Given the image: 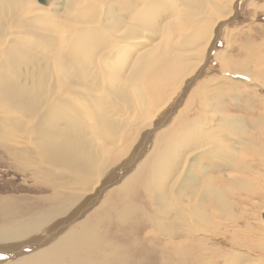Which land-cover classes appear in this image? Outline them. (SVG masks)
Masks as SVG:
<instances>
[{"label":"rangeland","instance_id":"374dc122","mask_svg":"<svg viewBox=\"0 0 264 264\" xmlns=\"http://www.w3.org/2000/svg\"><path fill=\"white\" fill-rule=\"evenodd\" d=\"M75 1L76 0H51V6L49 5L45 8L47 12L44 11V13H48V15H41V17L35 16L33 18L32 27H30L28 30L29 35H25V33L28 31H24V29H21L19 26H16L14 28V31L12 30V33L14 32L12 37H18L20 40H24L30 45L33 44L31 46H34L33 48L38 50L35 53V57H39L40 59L41 57H47V53L49 51L48 47H50L53 42L49 39L47 40V35H40L36 32L44 31V33L47 32L50 34H57V32L59 33L62 28V33L66 34L71 32L72 34L73 30H75L76 27H80V24L79 26L75 25L79 20V16H77V11L80 8L82 9V7L88 15L95 13L97 15L96 20L100 19L101 21L100 25L112 33L114 31L109 28L108 20H112L115 14L120 16L121 22L125 19V24L122 25L130 27L133 22V26L137 22L135 20V9L131 7H136L137 5L131 4L127 8L122 3H120V1L135 0H92L91 3L89 1L87 3H83L85 1L82 0L80 3H77L74 8L73 3ZM170 1L171 2L168 5H171L172 3L173 5L171 6L174 7L173 9H176L175 6H178V8L183 9L184 12L187 10H192L193 7L191 3H197L199 0H180L179 3L178 0ZM253 1L264 3V0H240V4L238 7L239 12L235 21L233 23L226 24L224 27H222L219 37L215 44V48L213 49L211 54L208 53L207 55L208 57L211 55L209 57L211 59L206 58L205 64L202 61H199L198 63L197 60L199 59L198 57H200V55L195 54L198 50L193 49V47H196L195 45H192V43L195 41V37L197 36L196 34L200 29L199 26L201 24V21H199V19H203V21H205V24H209L211 28H214L212 26L215 25L216 21H211V18L209 17L212 14L211 12H214L215 10V0H201L199 1L201 7H198V4H195L197 5V9H195L194 7V10H196L197 12L194 15L197 16H195L194 19H192V17H183L184 19L182 17H179V19H181L182 21H185L186 19L185 22L187 23H183L182 21L179 22V24H177V26L169 32L170 35L167 34V31H159L161 30V28L164 27L161 26V23L163 24L166 20H168V18L162 16L161 14L157 15L154 12L156 8L154 10V7H150L151 5H148V3L146 5L148 7V10H146L147 8H139L136 10L137 12L139 11L138 15L136 16L137 19L141 18L142 16L144 17V21H141L142 23H140L139 28H142L141 33L145 35V37L148 36L146 40H149L150 42H158L162 38V36L166 34L167 36H169V38L171 37L170 41L172 42V44L176 45L174 50L170 51L169 54L172 53L170 56L166 55L164 58H161L162 60L160 59L155 65H152V67L148 71H146V73L148 72L147 74L144 72L146 75L142 73L143 78L138 83L139 90H137L136 87L133 86L135 88V91L134 88L130 89V91H133L135 93L134 96H128L127 101L129 103L127 102L125 106L117 104L115 107L116 110L119 112L117 113V111L115 110L113 113H117V116L115 117H122V120L132 119L134 117H138L140 119L142 117L141 119L144 118V120L148 119L149 121H154V119H156V122L161 119V117L165 113L169 114L171 111V120L168 121L167 119H165L162 122H158L160 123V127L156 129V132L155 130H153L148 133L149 135L147 136L146 140H144L145 138H139V142H136V140L141 135V130L144 129H138L137 125H133L132 127L130 126V128H127L122 123L119 125L120 128L116 127V133L120 129H123L124 131L126 130L127 132H125V137L122 141L121 148H119V151L127 153L133 147H135V154H132L133 156L131 157V160H126V164V161H124L123 164H119V166L121 165L122 167L121 171L119 172L118 169L112 171L111 173L113 174L110 173V177L107 176V183H103L97 189V191H95V194H87L82 201V210L76 216L72 217V220H76L72 223V225H76L74 229L76 228L77 232L91 231L87 243H90V246H92V248L95 245V247L93 248L95 252H92L89 255L88 252H91L90 248L87 252L85 248L86 245L80 247V264H90V262L92 264L91 259L93 261L96 259L95 262H93L94 264H96L97 261L99 264H233L234 262V264H236V260L237 264H264V251H262L264 250V85L257 81H255V83L247 84L245 82H240L239 79H235L239 78V76H242L249 80L251 78L247 77V75L253 74V78H259L261 80H264V42H262V40L260 39V37H263V35L258 30H264V15L259 12L254 17H248L250 3ZM155 2L156 1H154V3ZM93 3H95L96 5H93ZM117 3H120L119 6ZM203 3L205 4L204 8ZM69 5H72L74 9L68 11L67 9ZM149 7L150 10H154L152 14L158 19L153 17L151 11L149 10ZM251 8L255 12L253 6ZM141 11H145V15ZM102 12L103 14H101ZM141 13L142 15H140ZM127 15L129 19L126 17ZM149 16H152V20ZM228 16L229 15L225 17L227 20L229 19L227 18ZM233 18H235V15L231 17V19ZM40 19L42 20V22H40ZM161 19H163V21ZM224 19H220V24L223 23ZM71 20L74 22H72ZM44 21L47 23H45ZM189 23L191 25V29L187 30L186 24ZM41 28H43L44 30ZM51 29H53V32H51ZM153 30L156 34L153 33ZM115 33V41H131L129 39H126V35L120 38V35H118L119 33ZM133 33L134 32H132L131 34L134 35ZM149 33L151 34V36ZM157 34L159 36L158 39L156 38L158 37ZM174 34L175 36L173 37ZM113 35L115 34L113 33ZM187 37L189 38L190 43L189 40H185L187 39ZM215 37L214 39H216ZM72 39L68 38L69 43ZM231 39H233L232 42L230 41ZM227 41H230L231 47L227 45ZM212 43H214V40ZM146 46L147 45L143 43L142 47L145 48ZM226 47L228 49H226ZM239 49L242 50L239 51ZM182 51H184L183 54L185 57L191 58L190 62L188 60L186 63V65H190V69L187 68V71L190 72L188 73L186 71L184 75L181 76L183 79L181 77H179V79H176L177 81H172L171 79L169 84V87L171 88H168L169 90H165V88H159L160 85L155 87L158 90L157 94H160V96L162 94L165 97H159V99H161H158L156 104L153 105V101L151 98H154L156 94L154 93V91H151L152 93H150L148 89L144 90L143 85L146 79L148 80L150 74H152L160 66L165 65V63H167L168 60H170L175 54L180 55L179 52L182 54ZM250 62H252L253 65H249ZM46 63L47 62L43 60L39 61L38 65L41 67L45 66ZM115 68H117V66H115ZM238 68L239 70L237 71ZM226 70H229V72H227ZM41 72L43 71L32 72L30 70L28 73L27 82L33 85L36 84V86H38L39 88L44 89V94H49L47 89L53 90L50 83L54 81V78H49L48 75H45V73ZM127 74L128 73H126V75L122 74L124 76L122 79H125ZM187 79H192L193 83L191 82L187 84V82L189 81ZM231 80L237 82L239 84L240 89L232 85L230 87L229 83ZM81 81L82 80L73 81L70 83V85L72 86L75 84L73 87H79V90L82 88V90L80 91H87L89 88L88 84L85 83V81H83V83H77ZM176 84L182 87H178ZM113 90L115 92V89ZM71 92V94H80L75 91ZM114 92H112L111 94H113ZM178 94L181 95L179 96L178 100H176V96H178ZM113 95L115 96L116 94ZM142 100L144 101L142 102ZM28 101L29 100H27L26 102ZM103 102L104 101H101L98 104H101ZM139 104L141 105V107ZM21 106L27 110V112L30 114V117L33 113L36 114L39 111V115L41 116L31 121L30 124H28L27 126V138L30 137L32 139L31 145L25 139V130H23V128L20 126L24 125L22 123L23 120L20 121L17 120V117L13 118L10 116H8L7 119L4 115L5 121L9 127L6 126V123L5 126L8 130H1L0 127V135L7 134L5 133V131H9L8 135L10 134L12 137L11 139L9 138L10 141L0 139V199L12 201L14 204L27 202L35 204L40 200L47 199L53 194V188L52 186H50V182H54V180H50V170L55 171L56 168L61 166L56 165L54 163L50 165L47 161H44V156L42 155L41 150L35 146L36 144L39 147L41 139L37 134L34 133V130L38 128L40 122L43 121L42 117L47 116L48 108L46 109L44 106H42L39 101H36L34 105H31V109L27 107L26 104H24L23 102L21 103ZM24 106H26V108ZM125 107L129 108L125 113H123V109ZM137 107L140 108L138 109ZM150 107L154 110H151ZM141 108L143 113H141L140 111ZM135 111H137V114L135 113ZM7 114H9V112H7ZM72 115L78 118L76 120L77 125L75 127H72L74 128V130H72L71 127H67L65 133L72 135L74 132H78L76 131V129H78L79 126L83 125L84 126L82 129L81 127L79 128L81 129L80 133L82 134L84 130L92 129V126L90 125L91 119L85 121L87 118H83L82 116H76L75 111L72 113ZM226 118H228L227 121ZM70 120L72 121V119ZM1 121L4 120L0 119V123ZM46 123L44 124L48 125V123ZM226 123H229L230 127H227ZM122 125L124 128L122 127ZM48 126L51 127L54 125ZM15 131H18V133ZM117 134L119 136L120 131H118ZM117 134H112V137L115 139ZM203 135L206 136L204 137ZM127 136L130 139V143L128 142V138L124 142ZM202 137L206 138L208 141H203L202 143L200 142L201 148H199V143L196 141H198L199 138ZM223 139L225 140V142ZM113 140L110 139V141L108 142V146L110 142H113ZM156 143H158V153H160L162 150L163 153L161 155L159 154L160 161L159 159L154 158V161H152L151 164V172L149 171L146 174L145 180L149 182L151 179L150 177H153V173L155 171L157 172L156 178L159 179L158 182L162 179L160 177L161 173L163 174L164 180L161 181L162 183H166V181H169V179L172 180V178L173 180L174 178L182 179L181 181H177L175 186L176 188L171 194V199L174 201V207L176 208V210L173 205L169 204L168 199L165 200L164 198H162V196L159 195L160 192H157L158 196H153L151 195L152 193L145 188V184L141 186L142 183L139 184L138 189L140 190V195L138 198L129 196V200H126L124 197L121 196L120 193H118V190H120L119 188L121 187L120 185L123 180L128 178V176L134 172L136 165L139 163V161L145 158L146 152L147 154L153 152V148ZM142 144L144 145L142 146ZM202 144L205 147L207 145L209 149L207 147L205 148L204 146H201ZM168 145H170L169 149H167ZM47 146L49 147L48 143ZM160 146H162L161 150H159ZM195 147L198 149H196ZM195 149L198 151H196ZM224 149H227L229 152L232 153L227 154V156H225V153H223ZM209 151L212 152V155H214V157L205 156L202 158L199 164H192L189 168H186L187 170H183V166L181 169L175 170V166L180 161V158L184 157V155L185 157H187L192 154L190 156H193V158H190L191 160L189 159L190 163L192 159H194L197 155H201ZM123 153L121 154L122 157L126 155ZM181 154L184 155H182L181 157ZM121 155H118V157H120ZM252 156H254L255 158H253ZM136 158L138 160H136L137 162L134 161V159ZM115 161H113V158H110L105 168H108L110 165L113 164L111 162ZM235 162L237 166L234 165ZM223 164L228 166L226 168L228 170L225 171L224 169V172L216 173L218 171L217 167H220L219 169H223ZM115 166L116 164L112 167L115 168ZM127 167L130 169L127 170ZM158 170H160L161 172H159ZM189 171L192 175V184L187 182L188 178L187 181L185 179L186 174ZM172 173H174L173 176ZM178 175L181 177H179ZM172 182L173 181H169L167 185L172 184ZM165 183L164 185H166ZM207 184H209V186L215 190L214 193H211L213 195H209L210 192L208 191V188H205L207 187ZM90 192L91 190L89 191V193ZM130 193L131 192H129V194ZM103 199H105L106 201L104 200L103 202ZM193 201H195V203H193ZM105 202L107 203L105 204ZM192 204H195L194 207L200 204L197 208V211H199L202 215L197 216H202L201 219H196L194 217V209L192 207ZM115 206L118 207V209ZM135 206L138 207L136 208ZM141 207H143L142 211L140 209ZM97 208L99 209L98 212ZM93 213H96V215L90 221L87 222L88 224H85L87 227L83 228L82 226L80 228L79 225L82 224L86 219H88V217ZM189 219H193V223L196 228L187 224ZM204 220L205 222H202ZM103 221H106L107 223ZM100 222L103 223L101 224ZM100 239L102 240L101 242ZM96 240L98 241V243L96 242ZM98 244L102 247H100ZM41 247L42 246L40 245V247H38L36 250L33 249L32 253L28 254L27 257L38 253ZM102 249L105 251L103 252ZM100 251L103 252V256H101L102 253ZM115 252H117V255L115 254ZM94 254L98 256L96 257ZM93 256H95V258ZM100 257H103L104 259ZM110 257H112V259ZM82 259H84L86 262Z\"/></svg>","mask_w":264,"mask_h":264},{"label":"bare ground","instance_id":"6f19581e","mask_svg":"<svg viewBox=\"0 0 264 264\" xmlns=\"http://www.w3.org/2000/svg\"><path fill=\"white\" fill-rule=\"evenodd\" d=\"M40 1L41 0H0V119L5 121V116L7 119H8V116H10L13 118L17 117L18 118L17 120H20V121L23 120L22 123L24 125H20V126L23 128V130H25V135H26L25 139L27 140V142H29L32 145V143H31L32 139L30 137H28L29 139L27 138V132H26L27 126H28V124H30L31 121H33L37 117L39 118L41 116V115H39L40 111L37 112L36 114L33 113L30 117V114L27 112V110L21 106V103L23 102L24 104H26L27 107H29L31 109V105H34L36 103V101H39L42 106H44L46 109L48 108L47 116L46 117L44 116L42 118H43V121H46L48 123V125H54V126L50 127V126L44 124L46 122H43V121L40 122V125L38 126V128H36L34 130V133L40 137L41 143L39 144V147L35 143L34 144L38 149L41 150V153L44 156V158H43L44 161H47L50 165L52 163H54L56 165H60L61 167L56 168V170H55L56 172L53 170H50L51 171V179L50 180H54V182H50V186H52V188H53V194L50 197H48L47 199L40 200L35 204L30 203V202L14 204L12 201H6V200L0 199V255L4 254L3 256H0V264H80V260H81L80 259L81 258L80 247L81 246L86 245L85 248H86L87 252L89 251V248L91 249V252H88V255L92 252L93 253L95 252L93 250L95 245L92 248V246H90L91 244L87 243V240L90 237L91 231H83V232L78 231L77 232V229L76 228L74 229V227L76 225H72V223L76 220L75 219L72 220V217L76 216L82 210L81 208H82L83 198H85L87 194H95V191H97V189L103 183L104 184L107 183L106 182V179L108 178L107 176H109L110 173L112 171H115L116 169H118V171L120 172L122 167H121V165L119 166V164H123V162L126 160L127 161H129V159L131 160V157L133 156L132 154H135L134 153L135 147H133L131 150L129 149L130 151L127 153H123V152L119 151V148H121L122 141L125 137L126 130L125 131L123 129L118 130V131H120V134L118 136V134H117L118 131L116 133V127L120 128L119 125L122 123L127 128H130V126L132 127L133 125H137L138 129H144V130H141V135L136 140V142H139L138 141L139 138H142V139L145 138L144 140H146L147 136L149 135L148 133H150L153 130H155V132H156V129H158V127H160V123H158V122H160V121L162 122L165 119H167L168 121L171 120L170 119L171 114H172L171 111L169 114L163 113L164 115L161 117V119H159L156 122H155L156 119H154V121H149L148 119L147 120L146 119L144 120V118L141 119L142 117L139 119L138 117L132 118L133 117L132 116L131 117L132 119H125V120H122V117L121 118L115 117V116H117V113L119 112L116 110L115 106L117 104H121V105L125 106L128 102L127 101L128 96L129 95L134 96L135 92L130 91V89L136 87V89L139 90L138 83L143 78L142 73H144V72L146 73V71H148L152 67V65H155L161 58H164L166 55L170 56L172 54V53L169 54L170 51H173L175 48V45H176V44H174V45L172 44V42L170 41L171 37L169 38V36H167L166 34H164L162 36V38L160 37L161 39L158 42H150L149 40H146V38L148 36L145 37V35H143L141 33L142 28H139L140 23H142L141 21L144 19V17L142 16L141 18H139V16H138L139 19H137L136 16L138 15L139 11L137 12L136 10L139 8H143V9L147 8L146 10H148V7L146 6L148 3H149L148 5H151L150 7H154L153 8L154 10L156 8V10L155 11L153 10V11L157 15L161 14L162 16L168 18V20H166L167 22L166 21H165L166 23L164 22L165 24L161 23V26H164V27L161 28V30H159V29L158 30L163 31V32L167 31V34L170 35L169 32L172 29H174L177 26V24H179V22L182 21L181 19H179V17L180 18L181 17L182 18L183 17H185V18L186 17H190V18L192 17V19H194L195 16H197V15H194L197 12L196 10H194V7H195V9H197V5H195V4H198V7H201L200 3H199V1H201V0H199L197 3L194 2L193 4L190 2L192 7H193L192 10H187L184 12H183V9H179L178 6H175V5L174 6L176 7V9H173L174 7L171 6V5H173L172 3H171V5H168L171 2L170 0L120 1V3H122L127 8L131 4L137 5L136 7L131 6L133 9H135V12H136L135 13L136 14L135 20L137 22L134 26H133V24H134V22H133V24L130 27L122 25V24H125V19L124 20L122 19L123 21L121 22L120 16L115 14L114 18L112 20H108L109 28L112 31H114L113 33L115 35H113L112 32L108 31L107 29L103 28L100 25L101 21H100V19L96 20L97 15L95 13L88 15V14H86L85 10H83V7H82V9L80 8L77 11L78 12L77 16H79V18L78 17L77 18L79 20L77 19L78 21H77V24L75 25V26H79V24H80V27H76V29L73 30L72 34H71V32L66 33V34L62 33L61 32L62 28H61V31L59 33L57 32V34H50L47 32L44 33V31H38L37 30L38 32H36V33H38L40 35H45V36L47 35L46 36L47 40L49 39L50 41L53 42L52 45L50 47H48L49 51L47 53V57L45 56V57H41L39 59V57H35V53L38 50L33 48L34 46L33 47L31 46L33 44L30 45L28 42L26 43L24 40H20L18 37L17 38L12 37V35L14 33V32L12 33V30L14 31V28L16 26H19L21 29H24V31H28L29 28L32 27V21H33V18L35 16L41 17V15H48V13H44V11H46L45 8L47 6H49V5L51 6V4H52L50 2L51 0H44V4H41ZM81 1L82 0H76L73 3L74 8L77 5V3H80ZM84 1L85 2H83V3H87L88 1L91 3L92 0H84ZM154 1H156V2L154 3ZM184 1H187V0H184ZM191 1H194V0H191ZM215 1H216L215 5H214L215 10H214V12H211L212 14L209 17V18H211V21H213V22L216 21L215 25L212 26L214 28H211L209 26V24H205L204 23L205 21H203V19H199V21H201V24L199 26L200 29H199L198 33L196 34L197 36L195 37V41L193 42L194 44L192 43V45H195V47H196V48L193 47V49L198 50L195 54L200 55V57H198L199 59L197 60L198 63H199V61H202L205 64L206 58L211 59V58H209L211 55L209 57L207 55H208V53L211 54L212 50L215 48V44H216V41L219 37V34H220L222 27H224L226 24L233 23L235 21L237 15H238V12H239L237 5L240 3V0L239 1L238 0H215ZM179 2H180V0H178V3ZM95 3H96V1H95ZM95 3H93V5ZM119 4H118V6H119ZM211 4H212V1H211ZM204 5L205 4L203 3V8H204ZM260 6H264V5L261 4ZM150 7H149V10H150ZM74 8L72 7V5H69L67 10L71 11ZM127 8H126V10H127ZM209 8H211V7H209ZM253 8L255 9V12L257 9L259 10V8H257L256 6L255 7L253 6ZM77 9H78V7H77ZM102 9H103V7H102ZM262 10H264V8H262ZM35 11H37V12H35ZM150 11L152 14L153 11L152 10H150ZM142 13H144V15H145V11ZM142 13L140 15H142ZM101 14H103V12ZM49 15H50V13H49ZM147 15H148V13H147ZM227 15H229L227 18H229L230 20L229 19L227 20L225 18ZM233 15H235V18L231 19V17ZM126 17L128 18V15ZM149 17L151 19L152 16H149ZM153 17H154V15H153ZM87 18H89V19H87ZM105 18H107V17H105ZM131 18H130V20H131ZM146 18H148V17H146ZM154 18H157V17H154ZM203 18H204V16H203ZM221 18H223V19L225 18L223 20V23L221 22L222 24H220ZM161 20L163 21V19H161ZM132 21H133V19H132ZM154 21H156V20H154ZM185 21H186V19H185ZM185 21H182V22L184 23ZM40 22H42V20ZM59 22H61V21H59ZM72 22H74V21H72ZM45 23H47V22H45ZM128 23H131V22H128ZM185 23H187V22H185ZM47 26H48V24H47ZM186 26H187V30L191 29L190 23L186 24ZM68 27H66V28H68ZM58 28H59V26H58ZM148 28H149V26H148ZM154 28H156V27H154ZM33 29H35V28H33ZM41 29H43V28H41ZM180 29H182V28H180ZM52 30L53 29H51V32H53ZM66 30H65V32H66ZM115 32L119 33L118 35H120V38H122L124 35H126L127 36L126 39H129L131 41H126V42H120L118 40L115 41V39H116L115 38L116 37ZM132 32H134L133 33L134 35L131 34ZM147 32H149V31H147ZM153 33H155V31ZM20 35H22V34H20ZM25 35H29V31L26 32ZM215 35H216V37H215ZM150 36H151V34H150ZM157 36H158V34H157ZM174 36H175V34L173 35V37ZM188 37L185 40H189ZM214 37L216 39H214ZM68 38L72 39L70 43H69ZM150 38H153V37H150ZM156 38L158 39L159 36ZM25 40H28V39H25ZM66 40H68V41H66ZM213 40H214V43H212ZM143 43H145L147 45L145 48L142 47ZM189 43H190V40H189ZM188 47H190V46H188ZM183 53H184V51H182V54L179 52L180 55L175 54L170 60H168L167 63H165V65L160 66L152 74H150V77L148 80L146 79V81L143 85L144 90L148 89V91L150 93H152L154 91V93L156 94V96L154 98H151L152 96L150 97L153 101V105L156 104L159 97L163 96L162 94H161V96H160V94H157L158 90L155 87L160 85L159 88H165V90L168 88L170 89L171 87H169V84H170L171 79H172V81L179 79V77L184 75V73L187 71V68L190 69V67H189L190 65H186V63L188 60L190 62L191 58L185 57ZM216 56H217V54H216ZM204 57H205V59H204ZM43 60L46 61L47 63L45 64V66L40 67L38 65V62L43 61ZM225 64H227V63H225ZM118 65H120V66H118ZM249 65H253L252 62H250ZM115 66H117V68H115ZM194 66H195V64H194ZM225 69H227V68H225ZM30 70L32 72L43 71L41 73H45V75H48L49 78H52V77L54 78V81L50 83L53 90L47 89L49 94H44V89L39 88L38 86H36V84L33 85V84H30L29 82H27L28 73ZM238 70H239V68L237 69V71ZM226 71L229 72V70H226ZM126 73H128L126 78L122 79L124 77L122 74L126 75ZM238 75H242V74H238ZM250 75H252V76H250ZM250 75H247V77H250L251 79H253L254 82L257 81V82H260L262 85H264V80H261L259 78H253V74H250ZM221 78H223V77H221ZM76 80H82L81 82H77V83H83V81H85V83L88 84L89 89L87 91H84V90L80 91V90H82V88L79 90V87H77V88L73 87L75 84L71 86L70 83L73 81H76ZM187 80H189V79H187ZM218 80H221V79H218ZM186 81H185V83H186ZM192 81L193 80L190 79L187 82V84L191 83ZM229 84H230V87L232 85V86H236L238 89H240L239 84L237 82H235L234 80H231ZM173 85H174V83H173ZM197 85H199V84H197ZM178 87H182V86H178ZM203 87H205V86H203ZM113 89H115V92ZM71 91H73V92L75 91V92H78L80 94H71L72 93ZM111 91L114 92L113 94H116V95L114 96L113 94H111L112 93ZM134 91H135V88H134ZM163 92H164V90H163ZM241 92H243V91H241ZM164 94H165V92H164ZM180 95L181 94H178V96H176V100H178ZM184 95H186V94H184ZM167 96H168V94H167ZM163 97H165V96H163ZM208 97H210V96H208ZM162 99H164V98H162ZM27 100H29V101L26 102ZM176 100H175V102H176ZM101 101H104V102L101 104H98ZM131 101H132V99H131ZM143 101L144 100H142V102ZM180 101H181V99H180ZM137 102H138V100H137ZM161 102H162V100H161ZM182 102H183V100H182ZM133 103H135V102H133ZM133 103H132V105H133ZM96 104H98V105H96ZM136 104H138V103H136ZM151 104H152V102H151ZM130 105H131V103H130ZM26 106H24V107L26 108ZM136 106H138V105H136ZM140 107H141V105H140ZM128 108L129 107H125L123 109V113H125ZM167 108H171V107H167ZM150 109H151V107H150ZM115 110L117 111V113H113ZM179 110H180V108H179ZM74 111H75L76 116H82L83 118H87L85 121H88L91 119L90 125L92 126V129L84 130L83 134H82V133H80V130L83 128V126H84L83 125V126H79L78 129H76V131H78V132H74L72 135L65 133V130H67V127H71V129L74 130V128H72V127H75L77 125L76 120L78 118L72 115V113ZM137 111H135V113ZM140 111H141V113H143L142 108ZM7 112H9L10 115L7 114ZM138 113H140V112H138ZM143 115H145V114H143ZM154 117H156V116H154ZM154 117H152V118H154ZM70 119H72V121ZM227 120H228V118H226V121ZM4 121H1V123H0L1 130H8L6 127V126H8V124L6 123V121L5 122ZM226 125H227V127H230L229 123L228 124L226 123ZM240 125H242V124H240ZM11 127H12V125H11ZM80 127H81V129H79ZM122 127H123V125H122ZM14 128H16V127H14ZM14 128H13V130H14ZM1 130H0V132H1ZM18 131H15V132L18 133ZM8 132L9 131H5V133H7V134L0 135V139H4L5 141H10L12 136L10 134L8 135ZM112 134H117L115 139L112 137ZM128 136L125 138L124 142L128 138V142L130 143V139ZM106 137L110 138L111 140L114 139L113 142H110L109 146L112 144L110 147L108 146V142L110 141V139H108ZM204 137L199 138V140L196 141L199 143V145H198L199 148H201L200 144L203 141H208ZM88 138H90V139H88ZM224 142H225V140H224ZM47 143L49 144V147L47 146ZM149 143H150V141H149ZM135 144H134V146H135ZM211 144H212V142H211ZM143 145L144 144H142V146ZM150 145H151V143H150ZM157 146H158V143H156L154 145L152 153L147 154V152H146L147 155L145 154V158L142 159L141 161H139V163L137 165L135 164L136 168H135L134 172L131 175H129L128 178L123 180V182L120 185L121 187L119 188L120 190H118L119 191L118 193H120L121 196L124 197L126 200H129V196H133L135 198H138L140 195L139 194L140 190L138 189L139 184L142 183L141 186L143 184H145L146 185V186L144 185L145 188L152 193L151 194L149 192L151 195L158 196L157 192H160L159 195L162 196V198H164L165 200L168 199L169 204L173 205V207H174V201L171 199V194L174 192V190L176 188L175 186H176L177 181H181L182 179H177V178L176 179L174 178V180H173V178H172V180L169 179V181H173V182H172V184L167 185V183L169 181H166V183L161 182V181H164L162 173L160 175V177L162 179L158 182L159 179L156 178L157 172L155 171L153 173V177H150L151 179L149 182L147 180H145L146 174L149 171L151 172L152 161H154V158L159 159V154L161 155L163 153V150L160 153H158ZM201 146H204V145L202 144ZM169 147H170V145H168L167 149H169ZM206 147H207V145H206ZM185 148H187V147H185ZM161 149H162V146H160L159 150H161ZM196 149H198V148H196ZM193 150H194V148H193ZM203 150H204V148H203ZM196 151H198V150H196ZM122 153L126 154V155H124L122 157V155H121ZM200 153H202V152H200ZM223 153H225L224 155L227 156V154H231L232 152H229L227 149H224ZM118 155H121V156L118 157ZM178 155H180V154H178ZM182 155H184V154H181V157H182ZM190 155H192V154H190ZM190 155L187 157H185V155H184V157L180 158V161L179 162L177 161L178 164L175 166L176 167L175 170L181 169L182 166H183V168H182L183 170H187L186 168H189L192 164L193 165L196 163L199 164V162H201L202 158L205 156L206 157H214V155H212V152L209 151L207 153L197 155L189 163V161L191 160L190 158H193V156H190ZM207 155H210V156H207ZM220 155H221V153H220ZM254 156H252V157L255 158L256 156L255 157ZM110 158H113V161H115V160L116 161L111 162L113 164L110 165L108 168L106 167L107 168L106 169L105 166L108 163V161L110 160ZM227 158H229V157H227ZM232 158H234V157H232ZM138 159H139V157H138ZM136 160H137V158L134 159L135 162L138 161V160L137 161ZM127 161L125 162V164L127 163ZM159 161H160V159H159ZM155 163H157V162H155ZM115 164H116L115 168L112 167ZM173 165H174V163H173ZM234 165H236V162L234 163ZM129 166H131V165H129ZM128 167H127V170L130 169ZM227 167L228 166L225 164L222 165L223 169H219L220 167H217L218 171L216 173L224 172V169H225V171H227L228 170V169H226ZM132 169H134V168H132ZM158 171L161 172L160 170H158ZM111 174H113V173H111ZM173 174L174 173H172V176H173ZM179 177H181V176H179ZM168 178H169V176H168ZM187 178H188V181H187ZM185 179L188 183H190V184L193 183L192 175H191L190 171L187 172ZM164 183L166 185H164ZM205 188H208V191L210 192L209 195L211 193L215 192V190L213 188H211L209 186V184H207V187H205ZM90 190H91V192L89 193ZM129 192H131V193L129 194ZM211 195H213V194H211ZM96 196H97V194H96ZM96 196H94V197H96ZM113 196H115V195H113ZM146 199H147V197H146ZM104 200L105 199H103V202H104ZM117 201H118V199H117ZM195 201H193V203H195ZM102 203H100V204H102ZM106 203L107 202H105V204ZM113 204H114V202H113ZM109 205H108V207H109ZM118 205H119V203H118ZM194 205L195 204H192V207L194 209L193 210L194 217L196 219H201L202 216H200V217L197 216V215H202V214H200L199 211H197V208L199 207L200 204H198V206H196V207H194ZM116 206H117V204H116ZM135 207L137 208L138 206H135ZM116 208L118 209V207H116ZM127 208H129V207H127ZM142 208L143 207L140 208L141 211H142ZM175 210H176V208H175ZM98 211H99V209L97 208V212ZM118 213H120V212H118ZM95 215H96V213L91 214L88 217V219H86L82 224L79 225L80 228L82 226H83V228L87 227L85 224L88 221H90ZM121 217H123V216H121ZM126 219H127V216H126ZM103 222H106V221H103ZM193 222H194L193 219L192 220L189 219L188 223L187 222L186 223L189 224L190 226L195 227ZM202 222H205V220ZM125 223H126V221H125ZM68 229H70V230H68ZM96 235H98V234H96ZM101 241L102 240L100 239V242ZM96 242L98 243L97 240H96ZM97 243H96V245H97ZM40 245L42 247L40 248L38 253H36L35 255L27 257L28 254L32 253L33 249L36 250L38 247H40ZM100 247H102V246H100ZM82 250H83V247H82ZM95 250H96V248H95ZM104 251L105 250H103V252ZM262 251H264V250H262ZM100 252L102 253V254L100 253L101 256H103V252L102 251H100ZM115 254L117 255V252H115ZM95 256H93V257L95 258ZM104 256H105V253H104ZM100 258H103V257H100ZM110 258L112 259V257H110ZM228 258H231V257H228ZM240 258H242V257H240ZM82 260H84V259H82ZM95 260L93 261L91 259L92 264H94L93 262H95ZM89 261H87V262H89ZM85 262H82V263H85ZM97 263H98V261L96 262V264ZM108 263H110V262H108ZM90 264H91V262H90ZM236 264H237V260H236Z\"/></svg>","mask_w":264,"mask_h":264},{"label":"crops","instance_id":"0c3cea01","mask_svg":"<svg viewBox=\"0 0 264 264\" xmlns=\"http://www.w3.org/2000/svg\"><path fill=\"white\" fill-rule=\"evenodd\" d=\"M251 4H252V6H256L257 8H259V10L257 9L256 10V12H254V10L252 11V9H251ZM259 4V5H258ZM264 5L263 3H260V2H256V1H253V2H251L250 3V8H249V10H248V17H254V16H256V14H257V12L259 11V12H261V14L262 15H264V10H262V8H264V6H260V5ZM258 5V6H257ZM258 12V13H259ZM257 18V17H256ZM261 33H262V35H263V37H260V39L262 40V42H264V30L263 29H258ZM232 40L233 39H231L230 41L232 42ZM230 41H227L228 43V46L229 47H231L230 45H231V43H230ZM238 41H239V39H238ZM235 45V44H234ZM226 49H228L227 47H226ZM242 49H239V51H241ZM229 54V53H228ZM240 77H242V76H239V78H235V76H234V78L237 80V79H239L240 80V82H245V83H247V84H251V83H255L254 82V80L253 79H246V78H244V77H242V78H240Z\"/></svg>","mask_w":264,"mask_h":264},{"label":"water","instance_id":"95a60500","mask_svg":"<svg viewBox=\"0 0 264 264\" xmlns=\"http://www.w3.org/2000/svg\"><path fill=\"white\" fill-rule=\"evenodd\" d=\"M41 4H44V0H41L40 1ZM240 4V3H239ZM239 4L237 5V8L239 7ZM213 51V50H212ZM212 53V52H211ZM4 254L0 255V256H3Z\"/></svg>","mask_w":264,"mask_h":264}]
</instances>
